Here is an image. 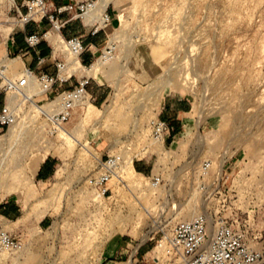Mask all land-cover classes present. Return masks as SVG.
<instances>
[{
  "label": "rangeland",
  "instance_id": "1",
  "mask_svg": "<svg viewBox=\"0 0 264 264\" xmlns=\"http://www.w3.org/2000/svg\"><path fill=\"white\" fill-rule=\"evenodd\" d=\"M107 6L120 19L106 33L117 51L92 75L95 107L74 110L64 125L69 139L49 137L30 118L0 139V201L13 198L20 210L13 222L0 217V228L24 245L17 254L0 252V264H155L169 226L203 210L211 221H234L264 259V0ZM3 15L2 25L16 20L14 9ZM53 96L34 102L50 110ZM3 98L0 88V105ZM177 99L187 109L180 134L164 148L153 145L148 119L169 114L163 104ZM118 152L125 160L120 183L98 200L85 180L98 172L101 156ZM46 157L57 166L42 184L34 173ZM203 159L212 162L207 200L195 189ZM151 174L163 180L156 191L146 187Z\"/></svg>",
  "mask_w": 264,
  "mask_h": 264
},
{
  "label": "built area",
  "instance_id": "2",
  "mask_svg": "<svg viewBox=\"0 0 264 264\" xmlns=\"http://www.w3.org/2000/svg\"><path fill=\"white\" fill-rule=\"evenodd\" d=\"M9 1L0 0V26L3 23V9ZM12 1L8 11L14 9L16 12L14 23L17 26L24 27L35 22L36 18L46 19L50 24V29L42 34L26 35L27 49H34L43 41L50 43L51 33L56 32L61 37V30L66 24V21L60 18L63 15L81 21L89 29V36H96L102 32L106 37L103 48L93 53L88 63H85L83 59L87 47L81 36L68 39L61 37L63 53L73 55L76 58L75 62L65 58L57 59L56 55L60 51L50 44L51 55L36 58L38 74L29 68H24L19 74L8 69L7 77L0 78L1 89L4 92L3 104L0 107V138L20 122L28 124L23 122L26 118H30L32 124H37L40 132L53 137L70 121L74 110L80 107L87 97H89L87 101L91 104L95 102L89 91L93 78L87 74V71L95 62L107 66L116 58V42L114 38L106 34L108 30H113V15L108 11V6L97 12L96 1L93 0L63 4L52 11L48 9L46 0H22L20 8L14 5V0ZM115 18L118 22L120 21L118 15ZM47 64L54 67L53 74L43 71ZM17 74L19 77L16 76ZM65 86L68 87L65 88ZM51 94L54 96L50 110H44L37 105L38 102H34V98L38 96L47 97ZM27 97H30L31 102L27 101ZM168 129L167 121L161 119L159 114L150 117L147 121L149 140L160 148L165 146V135ZM98 161V172L86 179L85 184L95 192L98 200H106L112 195L113 185L120 183L119 172L125 163L124 155L121 152L107 154L101 156ZM132 161L130 159L129 164H132ZM211 166L212 162L209 159H203L194 169L195 189L198 192L202 191L203 196L206 195L205 200L210 195L206 191L208 187L205 186V181L211 175ZM218 176L219 174L215 178L216 181L219 179ZM145 179L146 187L152 191L161 187L163 182L161 175L158 174H151ZM160 231L162 232L163 229ZM162 237H165L163 242L161 238L155 247V264H264L262 254L249 247L246 236L235 226L234 221L222 219L216 222L211 221L205 210L195 214L189 220L173 222ZM23 248L24 245L19 237L12 236L0 228L2 254H17Z\"/></svg>",
  "mask_w": 264,
  "mask_h": 264
},
{
  "label": "crops",
  "instance_id": "3",
  "mask_svg": "<svg viewBox=\"0 0 264 264\" xmlns=\"http://www.w3.org/2000/svg\"><path fill=\"white\" fill-rule=\"evenodd\" d=\"M17 1L21 3L22 0ZM83 1L88 0H46L47 7L51 11L55 7L63 4ZM97 2H99V0ZM9 6L10 5H7L6 8H8ZM111 14L113 15L112 24L115 25V14H113L112 12ZM60 18L63 21H66L64 28L61 30V37L64 39H68L74 36H81L83 38L84 44L87 47V52L83 56V59L88 62L91 58V55L100 50L99 48L103 45V43H105L103 33L100 32L96 36H89V29L86 28L81 21L70 19V16L68 15H63ZM5 22L9 23V25H1L3 27L2 29L5 28V30H0V42L2 43L0 46V52L2 51L1 54L5 55L6 63L11 61L9 69L13 73L19 74V71H22L24 68H29L35 74H38V71L36 69L37 56L49 57L51 55V43L57 49H63L60 43L61 37L55 32L50 34V43L43 41L36 48L27 49L25 44L26 35L33 33L42 34L49 30L50 24L46 19L39 20L38 18H36L35 22H31L24 27L17 26V24L14 23V18H8V20H6ZM56 58L61 59V57L58 56H56ZM20 67H22L23 69H19ZM43 71L49 74H53L55 72L54 67L48 64ZM68 86H65V88H67ZM180 101L181 99H177L174 101L171 100L163 104V107H166L168 112H170L165 116H161V119L167 121L169 125L168 132L165 135V144L171 145L180 134V123L178 122L180 121L179 117L180 114H185L187 112L184 103ZM1 106L2 105H0V107ZM56 166L57 163L55 162L54 158L46 157L42 162L39 163L35 170V181L42 184L49 182L54 175ZM19 212V206L16 200H14L13 198L0 201V217L6 222H13L14 218L19 215ZM46 224L47 222H45L44 220L39 221V227L40 225L41 227H43Z\"/></svg>",
  "mask_w": 264,
  "mask_h": 264
},
{
  "label": "bare ground",
  "instance_id": "4",
  "mask_svg": "<svg viewBox=\"0 0 264 264\" xmlns=\"http://www.w3.org/2000/svg\"><path fill=\"white\" fill-rule=\"evenodd\" d=\"M13 3V1L12 0H10L9 1V3L8 4H6L5 5V7L7 6V5H11ZM109 3V0H100L99 2H96L95 3V5H96V11L97 12H99L100 10H103V9H105L106 8V6H107V4ZM56 33V32H55ZM50 38V37H49ZM1 42H0V46H1ZM3 47V46H2ZM64 46L62 45V48H63ZM2 52V51H1ZM1 52H0V56L2 55L3 56V62H2V64H0V76H1V78H3V79H5L7 76H6V74L5 73H7V66H8V64L5 62V55L4 54H1ZM67 56V58L68 59H70V61H72V62H75L76 61V58L73 56V55H66ZM103 65L101 64V63H99V62H95L93 65H92V67L87 71V74L88 75H90V76H92L93 74H95L96 72H99L100 71V69H101V67H102ZM3 74H5V76L3 75ZM31 97V96H30ZM30 97H27L26 99H27V101L28 102H31V100H30ZM14 98V97H13ZM89 97H87L86 98V100H85V102L79 107V108H83V107H95L94 105H92L89 101H87V99H88ZM34 107V106H33ZM36 109V108H35ZM37 110H39L38 108H37ZM69 131L68 130H66V129H60L59 130V133L57 134V136H58V138H62V139H66L67 138V133H68ZM70 133V132H69ZM198 133V132H197ZM189 134V133H188ZM198 135V134H197ZM6 136H3V137H1L0 139H2V138H5ZM200 138V137H199ZM67 139H69V138H67ZM71 140V139H70ZM134 169V168H133ZM122 171V170H121ZM120 171V172H121ZM60 172V169H58L57 171H56V173H55V175H57V173H59ZM119 172V173H120ZM164 238L165 237H162V239H161V242H163V240H164Z\"/></svg>",
  "mask_w": 264,
  "mask_h": 264
},
{
  "label": "trees",
  "instance_id": "5",
  "mask_svg": "<svg viewBox=\"0 0 264 264\" xmlns=\"http://www.w3.org/2000/svg\"><path fill=\"white\" fill-rule=\"evenodd\" d=\"M85 63H88L86 60H84Z\"/></svg>",
  "mask_w": 264,
  "mask_h": 264
}]
</instances>
